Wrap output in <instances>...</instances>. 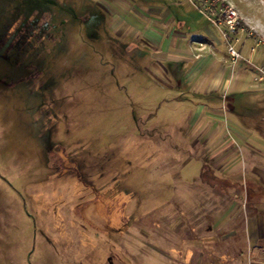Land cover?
Segmentation results:
<instances>
[{
    "label": "rangeland",
    "instance_id": "1",
    "mask_svg": "<svg viewBox=\"0 0 264 264\" xmlns=\"http://www.w3.org/2000/svg\"><path fill=\"white\" fill-rule=\"evenodd\" d=\"M98 1L0 0V264H157L188 244L203 253L251 211L250 96H197L185 80L187 42L200 48L205 29L227 51L204 0H135L149 20L170 13L169 34L187 36L179 49L167 28ZM223 1L251 33L238 50H258V64L264 0ZM225 66L226 78L255 73Z\"/></svg>",
    "mask_w": 264,
    "mask_h": 264
},
{
    "label": "crops",
    "instance_id": "2",
    "mask_svg": "<svg viewBox=\"0 0 264 264\" xmlns=\"http://www.w3.org/2000/svg\"><path fill=\"white\" fill-rule=\"evenodd\" d=\"M98 2L105 6L114 17L122 18L127 15H133L141 18V20L147 19L151 21L149 25L152 24V26H156L157 28H167L169 35L168 47L179 49L182 47L181 43L186 42V34L178 35L174 32L169 34L171 32L169 26L166 27L162 24V21L170 17V13L164 10H155L157 18L149 20L133 7L136 5L135 0H99ZM248 25L251 26L250 23ZM150 35L161 44L163 35L154 32ZM246 41H251V37H248ZM194 43V41L187 42V45L184 43L186 48H188V52L186 53L187 60L184 65L187 69L185 80L191 93L197 96L204 95L205 97H211L213 93L223 86V91L224 89L225 91H233L237 87L240 89L239 94H248V97L250 96L251 140H244V147L242 149L245 153L242 154L241 157L243 159L241 161L248 166L251 173V188H248L247 192L243 190L245 197L251 198V211L249 212V216L244 217L245 219L242 222H235L234 225L232 224L225 231V227H221V234L223 236H219L215 242L212 241L207 244L202 241L201 243L207 248L203 253H193L191 244H188L189 246L185 249L183 255L178 254L175 258V256L169 253L162 254L158 258L157 264H193L194 261L195 264H264V84H258L259 81L252 70L246 69L244 71L240 67L235 69L236 72L233 71L232 79L226 78L227 67L225 64L229 63L230 55L228 51H226V54L220 53L217 51V48L213 47L214 44H221L217 43L215 35L208 29L204 30V37L199 42L200 48L194 45ZM258 53L259 51L255 49V56ZM249 55V59L253 60L251 58L252 55ZM222 60L224 63H222ZM234 65L233 69L235 68ZM258 65H264V53L258 61ZM246 72H248V76ZM205 112L208 113V117L211 119L215 110L207 106V109L204 110ZM213 123L208 122L204 126H201L197 125L196 120L194 127L196 129L202 127L203 133L207 135L212 133ZM233 162L236 161L233 160ZM234 164L226 163L227 166L229 165L226 168V174H229L231 171L230 167ZM224 166L225 164H223ZM236 186L240 187L239 185ZM158 252L161 254L160 250ZM181 257H183L182 261L179 260Z\"/></svg>",
    "mask_w": 264,
    "mask_h": 264
},
{
    "label": "built area",
    "instance_id": "3",
    "mask_svg": "<svg viewBox=\"0 0 264 264\" xmlns=\"http://www.w3.org/2000/svg\"><path fill=\"white\" fill-rule=\"evenodd\" d=\"M203 7L208 21L221 35L233 64L244 60L258 75L256 79L264 84V65L255 64L251 59L245 58L237 48L243 34L251 37V33L246 31L235 8L223 0H204ZM254 52L255 48H252L250 54L253 55Z\"/></svg>",
    "mask_w": 264,
    "mask_h": 264
}]
</instances>
